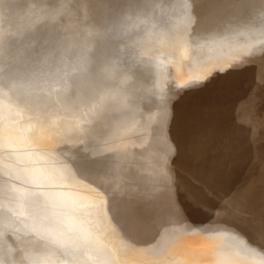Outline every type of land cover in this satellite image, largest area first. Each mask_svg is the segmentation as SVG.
I'll use <instances>...</instances> for the list:
<instances>
[{
	"label": "bare ground",
	"instance_id": "6f19581e",
	"mask_svg": "<svg viewBox=\"0 0 264 264\" xmlns=\"http://www.w3.org/2000/svg\"><path fill=\"white\" fill-rule=\"evenodd\" d=\"M92 1L0 0V264H264V216L243 222L242 236L218 221L120 224L109 201L142 192L130 170L139 176L137 168L152 167L161 175L174 154L199 175L209 160L244 166L251 158L247 128L230 120L239 110L254 129L264 122V114L254 119L262 105L247 82L231 77L212 118L190 115L206 97L184 100L171 132L169 101L162 100L174 86L249 53L264 79V0H134L130 12L113 18L107 5L88 12ZM52 26L39 47V27ZM25 42L34 50L29 60ZM89 56L103 68L93 85ZM108 60L111 66H101ZM240 99L242 109L235 107ZM92 117L96 143L114 167L97 180L70 162L89 147ZM226 137L232 142L222 151L216 141Z\"/></svg>",
	"mask_w": 264,
	"mask_h": 264
},
{
	"label": "snow or ice",
	"instance_id": "6c2138e0",
	"mask_svg": "<svg viewBox=\"0 0 264 264\" xmlns=\"http://www.w3.org/2000/svg\"><path fill=\"white\" fill-rule=\"evenodd\" d=\"M249 53L247 60L236 61L225 68L214 69L206 76L189 80L178 86L176 95L172 98L171 106L188 99L207 98V103H197L192 106L191 118L203 120L213 117V110L220 98L227 94L231 87V77L237 70L243 69L252 59ZM234 124L245 127L249 131V140L254 141L259 129H254L252 117L247 120L237 115ZM225 131L229 128L224 125ZM198 142L193 139V144ZM77 173L86 172L95 168L98 160L90 157L87 153H78L71 161ZM161 181L165 185L164 194L171 205L173 212L179 210L180 218L189 223L206 216L209 222L218 221L225 223L235 232L241 234V226L248 219L249 214L244 208L247 193L222 194L218 187L219 182L215 177L191 173L187 176H180L174 169L161 173ZM115 219V217H113ZM264 255V249H258Z\"/></svg>",
	"mask_w": 264,
	"mask_h": 264
},
{
	"label": "water",
	"instance_id": "95a60500",
	"mask_svg": "<svg viewBox=\"0 0 264 264\" xmlns=\"http://www.w3.org/2000/svg\"><path fill=\"white\" fill-rule=\"evenodd\" d=\"M103 1L104 0H93L89 5L88 12L90 11L92 13V11H96L103 5H107V9L111 8L109 12L114 13L109 18H113L125 12H130V10L133 9L137 4V2L134 0H108L107 2H103ZM53 29H55L54 26H52L50 29L39 27V35L33 41L36 42L38 45H40L43 36H45L44 34H42V32L48 30L47 34H50L49 31ZM24 44L26 45L25 47H23V49L28 47L27 42H25ZM25 55H26L25 59L27 60L32 59L33 57V53H29V52H25L24 56ZM90 56L88 58V62L91 65H93L92 66L93 69L89 73L88 79L90 80V85H93V83L98 82L100 78H102L103 73L101 72L103 68H99L100 66L96 67V65L99 62L95 64V59ZM110 62L111 60H108L104 64L101 63V66L104 65L111 66ZM170 85L171 83H168L167 87H169ZM167 92H168V88H167ZM165 95L162 100L163 103L165 101H169ZM155 103L157 104L159 102L155 101L154 104ZM86 131H87L86 142L89 147L87 148V150L86 149L77 150L75 154L72 156V159L75 158L78 153H87L90 157L97 159L98 164L95 168L88 170L86 172L79 173L82 175H88L93 180H97L100 174L105 170H107L108 167L109 169L110 168L113 169L114 167L111 165V163L108 162L110 161L107 159L108 158L107 154L109 152L102 151L96 143L97 142L96 126L93 117L89 119V124L86 126ZM140 154L143 160H147L149 158L147 152L145 151L144 152L142 151ZM137 170L139 176L135 174L137 172L134 173V171L130 170V172L134 174L133 175L129 174V177L134 182L143 185V190L141 193H138V191L135 193L134 191L126 192L125 194H122L120 197H116L114 194L111 196L109 195V201L112 203V207H111L112 215L113 217H115L116 221H118V223L120 224H125L127 222H132V223L139 222L140 224L158 226L173 221L183 220L182 218H180L179 214L176 211L173 212V210L171 209V205L164 194L165 185L163 184L160 188L156 190H154L153 188V186H155V184H157L161 180L160 173H158L156 169L152 167L142 166L137 168ZM142 173H145V175L141 176ZM146 174H149V176H146ZM151 189L153 190V192L151 191Z\"/></svg>",
	"mask_w": 264,
	"mask_h": 264
},
{
	"label": "rangeland",
	"instance_id": "374dc122",
	"mask_svg": "<svg viewBox=\"0 0 264 264\" xmlns=\"http://www.w3.org/2000/svg\"><path fill=\"white\" fill-rule=\"evenodd\" d=\"M29 48H31V43L28 46V49ZM27 52L32 53L34 52V50L29 49ZM27 67H29V65H27ZM249 67H250L251 74L249 77H247L245 72L247 68ZM257 69H258L257 62L251 60L250 62L246 64L245 67H243V69L237 70L235 77H237L241 83L247 82V84H249L248 93L249 92L250 93L248 95H250L253 92L254 96H252V101L254 100V103L258 105H262L259 114L255 113L256 115L254 116V119H258V122H259L260 118L258 117L261 114H264V79L258 76ZM171 91H172L171 96L167 94L165 95L168 98L169 105H170V120H169V123L167 124V130L169 132H171V125L175 119L174 118L175 112H179L178 107L182 105V102L184 100L188 99L186 98L184 100L179 101L176 104L175 108H173L171 106V102H172V98L176 95L178 88L174 86L173 89H171ZM228 92H231V90H229ZM241 103H243V101L240 99L238 101V104H236L235 107L236 108L240 107L242 109L243 106L241 105ZM244 106L245 108L248 109L247 104H244ZM237 113H239V110L236 113L234 112L231 113L230 120L232 122H233V118L235 119V117L237 116ZM252 116H253V113H252ZM240 118L242 119V116H240ZM263 118H264V115H263ZM243 119L246 120L247 118L246 119L243 118ZM257 129H259V132L256 135L255 140L251 142L249 140V131L247 133L246 132L244 133V137H247L248 143L251 148V152L253 154L251 158L245 163L244 166H241L239 162H237L235 159L228 158L223 161L209 160L201 168V174L210 176V177L214 176L216 178V180L219 182L218 187L221 190L222 194H230V193H236V192L247 193V199L243 206L246 212L249 214V216L245 222H261L264 216V214L259 215L263 213L262 209L264 207V203H263L264 201L262 200L264 199V197L262 198V196H259V192H260L259 188L260 186L264 185V122L262 123V126L261 124H259ZM231 134H235V133L233 132ZM231 142H232V138H228V137L222 140H217L216 141V143H218L217 148L224 151L227 148L228 143L230 144ZM255 152L257 153V156L256 154L254 155ZM174 155L170 159L171 161L168 164V168L170 167L171 169H174L177 173H179L180 176H187L191 174L192 169L183 167L182 165L175 162L173 160ZM217 168L219 170H217ZM221 170L224 172H222ZM233 170L234 171L236 170V173ZM228 174H232V175H228ZM234 175H237L235 179L233 178L235 177ZM222 178H223V181H222ZM224 180L225 181L229 180V181L225 182ZM263 193H264V190H263ZM204 222H209L208 217L201 216L194 221V223H204ZM11 230L13 231V229ZM11 237H12V233H11Z\"/></svg>",
	"mask_w": 264,
	"mask_h": 264
}]
</instances>
